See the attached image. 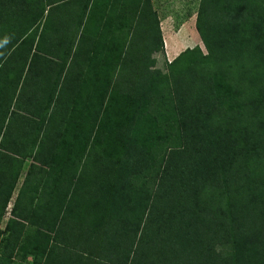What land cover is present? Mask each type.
I'll return each instance as SVG.
<instances>
[{
	"label": "trees",
	"instance_id": "1",
	"mask_svg": "<svg viewBox=\"0 0 264 264\" xmlns=\"http://www.w3.org/2000/svg\"><path fill=\"white\" fill-rule=\"evenodd\" d=\"M66 1L0 0V69L15 46L28 69L19 75V93L15 85L0 106V153L12 148L6 137L17 122L50 118L56 96L54 109L87 102V152L93 160L102 143L104 155L90 171L83 206L57 209L55 235L38 225L49 247L34 251L17 241L11 224L25 231L24 216L2 229L11 189L0 198V264H26L30 254L43 264V253L66 240L70 214L87 240L70 247L103 264H264V0H201L196 29L207 52L185 48L166 73L147 61L153 46H163L151 0H110L109 10L153 20L158 35L137 59L127 54L123 65L135 78L123 79L118 95L113 71L124 51L105 61L103 79H89L92 86L69 76V61L90 58L79 37L95 0H69L78 5L64 15ZM53 10L55 26L48 21ZM33 61L42 65L39 91L53 85L45 114L18 101Z\"/></svg>",
	"mask_w": 264,
	"mask_h": 264
},
{
	"label": "crops",
	"instance_id": "2",
	"mask_svg": "<svg viewBox=\"0 0 264 264\" xmlns=\"http://www.w3.org/2000/svg\"><path fill=\"white\" fill-rule=\"evenodd\" d=\"M102 4H106V0L99 1V6H101L99 11L91 13L95 15L94 23H99L100 27L98 25L92 29L90 35L86 37L85 46H82L83 50L89 49L90 58L83 56L79 58V61L74 63L69 61L67 64V66L70 65L69 76L73 77L72 81H75L76 78L81 81L87 79L85 84L90 86L92 85L89 84V79H103L105 61H114L113 53L117 51L115 50V24L113 20L109 23L107 21V16L112 14V10H106ZM123 17L125 16L123 15ZM99 29L102 31L99 32ZM117 31L119 30L116 28ZM191 31L194 36L192 39L197 40L194 30ZM104 33L107 40L104 39ZM83 35H85V31H83ZM195 42L191 41L190 43ZM182 47L186 46L180 44L179 48L173 49L169 55L173 56L172 52L178 55ZM93 49H97V51H92ZM2 60L5 62L0 69V106L6 104L7 100L4 99H7L9 93L14 91L15 85H18L16 93H19L17 81L22 67L20 57L12 58L9 63H6L5 58ZM39 62H35L34 69L32 67V72L29 75L31 84L23 89L18 101L30 103L34 112L44 111L45 114L47 103L52 102L45 93L52 91L53 85H50L45 93L39 91L38 82L41 79L40 71L42 69ZM26 90L28 94H26ZM70 94L68 86L64 98H69ZM55 99L56 96H54L53 105ZM53 105L47 112L51 119L46 117L45 120H41L40 117L31 115L32 119L26 123L19 121L13 125L6 137L12 148L2 150L0 153V198L4 199L6 193L10 189L12 191L5 215L1 219V228H5L10 216L18 220L26 219L21 220L28 224L25 231H21L20 225L16 223L11 224V231L17 241L25 242L28 248L34 251L35 249L38 251L41 245L43 247L50 246L49 243L47 244L46 235L40 232L39 224L43 225L44 231L55 235L54 231L58 223H62V221L56 220L57 209L67 206H72V208L83 206L81 198L88 188L90 171L93 173L98 169L99 154L104 155L102 143H97L99 149L93 151V155H95L93 160L89 157L91 153L87 152L89 146L88 128L92 124L91 114H89L91 109L87 102L81 100L80 104H65L55 109ZM52 107L53 109H51ZM67 191L70 194L66 197L65 192ZM14 205L15 212H12ZM77 218L79 217L70 214L65 224L68 232L65 233L60 229L65 233L66 240L63 239V241L68 246L66 244V246H56L59 251L57 261L51 260L53 248L50 251L48 248L43 253V264H103L97 258H86L85 252L70 247V244L77 246L79 243L87 242L83 233L85 226H81L79 231ZM58 236L60 239L61 236L59 234ZM66 250L73 257L65 259L62 252ZM27 263L33 264L32 254L28 256Z\"/></svg>",
	"mask_w": 264,
	"mask_h": 264
},
{
	"label": "rangeland",
	"instance_id": "3",
	"mask_svg": "<svg viewBox=\"0 0 264 264\" xmlns=\"http://www.w3.org/2000/svg\"><path fill=\"white\" fill-rule=\"evenodd\" d=\"M99 1L101 0H95L94 7L91 8V10L88 11L85 19H84V29L85 35H81L79 37L80 47L85 46V42L87 40V36L90 35L92 29H94L95 26L100 27L99 23H94L93 17L95 15L91 14L93 12L99 11ZM104 1V0H103ZM201 0H151L153 9L157 13L158 21H159V27L161 29V36H162V42L163 46L159 47L158 49L153 46L150 51L148 52V62H153L156 69L161 70L162 73H166L168 71V64L170 61H172L176 55L170 56L169 53L176 48H179V45H183L186 47H182L178 54L183 51L187 47H194L195 45H199L204 53L207 52L203 41L201 40L197 29L196 28V15L197 11L200 6ZM110 0L106 4H102L106 10H109L108 7H110L109 4ZM78 5V4H77ZM76 5V7H77ZM97 5V6H96ZM92 6V5H91ZM72 4V1L67 0L63 5L60 6L59 9L64 10V15L75 13V8ZM105 10V12H106ZM104 12V11H103ZM108 14V13H107ZM134 15H137L134 13ZM54 16V19H53ZM56 16V10H53L52 14L48 17L49 23L54 24L55 21H57ZM137 17V16H136ZM108 23L113 20L114 24L121 23H128V27H123L122 30L118 29L119 31L116 32L115 27V50L121 51L119 54H121L124 51V54H122V60L120 61V66L118 68H115L113 71V75H115L114 80V90L117 93V95L120 93V84L123 79H134L135 78V71L129 69L130 71H126L125 66L123 63H125V58H127V54L133 56L135 59H137V56L141 53H143L148 46H151L155 41L157 42V29L154 24V21H149V23H146L145 20H138L130 16L123 17L121 14L117 13L116 10L112 11V14H108L107 16ZM83 28V27H82ZM107 28V26H106ZM194 30L197 40L192 39L194 36L192 34V31ZM102 31L99 29V32ZM106 33V32H105ZM104 33V39L107 40L106 34ZM81 34V33H80ZM188 36V37H187ZM190 36V37H189ZM195 42L191 44L190 42ZM191 45V46H190ZM20 47L16 46L14 47L13 51L9 54L10 56H6V63H9L12 58L18 57V50ZM117 50V51H118ZM81 53H84V51L81 49L79 50ZM124 58V59H123ZM133 60V59H132ZM132 60L127 61V66L132 62ZM31 62V61H30ZM31 65V63L29 64ZM33 69L35 67V61H33ZM21 66V64H20ZM27 68V66H26ZM25 71L22 70L21 67L20 74L22 76H25V74L28 73V69ZM29 71V74H31ZM110 74V73H109ZM128 75V76H127ZM107 76V74L105 75ZM154 109H156V106L154 105ZM155 114V111L153 110V115ZM154 151H156L154 149ZM12 217V216H10ZM62 245L65 244L64 241H61ZM70 244V243H69ZM71 245V244H70ZM58 247L54 245L53 247V254L51 260L56 262L58 259ZM62 255L65 256V259H69L73 256L69 253L68 250L63 251ZM26 264H28L26 262ZM31 264V263H29Z\"/></svg>",
	"mask_w": 264,
	"mask_h": 264
},
{
	"label": "bare ground",
	"instance_id": "4",
	"mask_svg": "<svg viewBox=\"0 0 264 264\" xmlns=\"http://www.w3.org/2000/svg\"><path fill=\"white\" fill-rule=\"evenodd\" d=\"M171 54H172V55H173V54L175 55L176 53H175V52H172Z\"/></svg>",
	"mask_w": 264,
	"mask_h": 264
},
{
	"label": "built area",
	"instance_id": "5",
	"mask_svg": "<svg viewBox=\"0 0 264 264\" xmlns=\"http://www.w3.org/2000/svg\"><path fill=\"white\" fill-rule=\"evenodd\" d=\"M29 264V263H28Z\"/></svg>",
	"mask_w": 264,
	"mask_h": 264
}]
</instances>
